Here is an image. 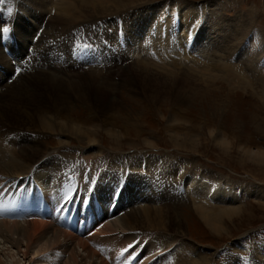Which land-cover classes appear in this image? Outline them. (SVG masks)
I'll return each instance as SVG.
<instances>
[{"label": "rangeland", "instance_id": "rangeland-1", "mask_svg": "<svg viewBox=\"0 0 264 264\" xmlns=\"http://www.w3.org/2000/svg\"><path fill=\"white\" fill-rule=\"evenodd\" d=\"M53 1L55 2L50 5V13L44 16L41 23L37 19L35 20L34 26L23 43L22 41L18 43L19 36H16L15 29L10 32L13 34L12 36L8 33L6 38V34H3V39H0V49L5 60L0 61V95H6L10 91L19 90V98H22V100L19 99L20 106L24 104L23 107L29 110L28 112L31 114L35 112L34 115H31V118H34L37 114L45 115L54 118L53 123L60 124L68 123L67 120L71 119L73 122H78L81 125L85 124L84 126L87 129H92L94 125L98 129L96 135L89 134L93 136L90 137L93 139L90 140L91 143L86 145L76 136L67 133L66 135L65 132L58 130V127L54 125L55 123L53 124L49 120L46 123V125H49V128L46 126V128L41 127V129L36 118L31 120V122L28 120L24 122L22 119L17 118V113L13 115L15 112L12 113V109L7 110L4 115L0 113V144L3 143L6 146L13 144L14 151L12 153L15 155L14 152H20L22 147L28 142L32 147L34 146L39 149V158H41L40 161L32 163L29 167L27 166L26 170L27 168L28 170H25L26 172L22 171L23 174L21 172L14 173L15 171H13L14 177H7L5 173L0 174V203L1 208L5 210L4 212H0V220L13 223L24 222V220L29 221L34 217L40 218L37 200L39 198L38 189L41 188L39 191L44 194L47 201L49 198L53 201L48 209V216L51 217L49 221L53 220L65 232L73 236L71 241H62L55 248H46L43 252L41 251V253L35 255L33 251L40 248L42 242H32L26 248L24 241L21 243L19 240L20 242L16 243L18 239H16L15 234L13 235L14 239L10 238V240L13 239L11 242L3 241V234L5 232L0 230V264H69V262L72 264V260H74V264H92L93 262L95 264L97 262L98 264L97 260L100 258L105 257L107 260L113 261L116 255L115 264H135L128 257V253L124 254L126 255L125 258H128L127 260L125 258L122 259L124 256L122 257L120 253L122 249L128 246L125 245L127 244L125 240L127 238L133 240L132 244L136 245L132 251L140 253L138 259H143V257L147 256L146 262L163 264L162 260L167 258V261H170L172 264L173 259L169 255L171 252H176L174 249L178 245V240L175 239L171 244L166 242L168 243L166 246V244L164 245L162 242L160 244L156 239H153L154 233L148 230L133 229L132 232L125 233L121 228L119 229V227L115 226L117 219L122 215L130 213L132 210L155 205L171 206L172 210L178 211L177 214L183 219L181 227L186 236L193 243L209 250L208 255H210V252L213 254L212 258L215 259V264H225L227 251L230 249L239 257L236 264H256L255 259L253 257L251 259V255L255 254H249V252L255 253V250H253L254 245L260 241H264L263 199L254 200L248 193L247 195L245 192L239 194L237 191L238 196L241 197L238 203L243 205V212L233 222H228V228L220 234L211 231L209 227L205 226L196 217V213L193 210L192 194L189 196V191L182 190L185 187L184 182L182 183L183 188L180 187L181 196L179 192H173L169 189H166V196L161 195V192L153 185L149 187L143 185L135 186L132 183L131 187H129L130 185L123 184V182H125L124 177L128 178V168L133 165V162L137 165V168H141H138L139 170L143 171L149 165L148 160L157 159L158 170L162 171L163 174L171 169L172 163L170 161L175 162L173 166H176V176L179 177L181 175L179 179H183L184 181L201 179V176H204L202 175V171H209L210 174L216 175V177L220 176L228 182L264 188V0H140V2L138 1L135 4H132L131 0H116L115 2L111 0L109 4L111 6L119 5V8L107 16L88 15L75 10L76 17L67 20L65 24L59 22V25L54 26L49 24L51 17H55L60 12L59 9L63 6L62 4L64 2L66 4L68 0ZM71 1L69 0L68 2ZM26 6L25 0H8L7 2L4 0L3 4L0 3V15L2 17V15L12 12L15 8V16L22 17V22L26 23L30 21L31 17L23 13L22 9ZM189 8L198 9L197 16L199 15L202 21L207 17L208 24L209 21L211 23L212 21L215 22L214 20L211 21V19L219 18V23L224 29L221 32L218 29L219 26L214 25L216 29L213 31L215 35L214 40L218 44L224 40V43L222 42V49L216 53V56L213 54L214 51L213 53L209 51L208 55L210 58L212 56L214 60H218L220 54L227 55L233 52V62L231 63L234 67L235 60H237L235 67L236 69L238 68V71L241 68V63H238V60L242 57L243 51L248 49V47L250 48V43H254L256 40L257 52H261L256 58L257 65L256 67L254 65L250 67L246 63V59L241 58L247 64H245L246 66L243 65L244 68L242 67L241 69L247 81L244 78L242 80L238 78L233 82L230 79L232 78L231 73L226 72L227 79H225L224 74L220 72L205 70L218 76L215 82L211 84L209 88L210 92L208 91L207 95L203 96L195 95L189 102L176 104L175 106L170 101L161 99L159 96L161 89H159L157 83H152L154 86L153 92L158 97L150 100L147 97V90H143L140 80L132 76V70L128 69L131 64L135 63V58H130L127 50H125L126 40L129 37L126 35V31L130 29L127 30V24L125 22L122 23V16H126L129 12L135 10L134 14L138 13L139 15L145 10L159 11L161 9L166 12L169 26L174 27L173 25H176L180 19L179 13H185ZM112 9L114 8L112 7ZM118 17H121V19ZM1 21L2 19H0V28L4 26L3 21L2 23ZM13 21L15 22V20ZM231 21H234L238 25L236 26L237 32H230L231 28L229 29L228 25H231ZM225 24L228 25L226 26ZM178 25L171 28L168 33L166 32V34H169V39L171 37L178 38L180 33L186 38V35H183L186 29ZM152 28L156 30V26H152ZM148 34L147 36L150 38L152 33ZM76 37H80V39L77 40ZM147 41L149 42L146 38L144 44ZM173 41L175 42V40ZM5 42L6 46H4ZM83 42L90 43L93 47L88 50L75 48V44ZM169 42L171 44L172 40ZM15 43L19 45L20 51H18ZM116 46L118 47V51L124 54L122 59L120 58V54L115 53ZM188 46L190 45L188 44ZM149 51L154 53V50L148 49L144 51L145 56H140L146 57L150 63L156 65L157 67L155 68L158 71L164 72V69L171 68L166 62H161L157 57H153V53ZM155 59L158 63L155 62ZM223 61L224 59H221L219 61L221 62L220 64H223ZM54 64L59 70H52ZM17 68L20 69L19 74L15 72ZM199 68L197 69L199 70ZM93 69L108 73L106 80L109 84L107 86L111 87L113 98L119 102V107L117 106L116 110L121 115L114 123V128L121 130L122 134H124V137L118 138L119 141L105 133L104 127H102L103 117L97 113L94 106L86 104L83 101L84 99L75 96V89L79 88L80 83H83L85 87L88 85H90V88L92 87L94 83L90 81V70L93 71ZM202 70L200 69L198 73L205 72H202ZM41 73L44 76L50 77L41 76ZM13 76H15V79H12ZM24 78L29 82L30 86L28 88L31 89L28 90L27 86L24 85ZM56 79L62 84L63 90L61 93H66L65 95L68 98V105L60 112L59 117H56L48 110L49 108L51 109L52 105L45 90V86L50 88L54 81L57 83ZM9 89L11 90L9 91ZM78 93L83 94V90H80ZM23 100L26 102H23ZM172 112L176 113V115L175 119L170 121ZM106 113L107 111L104 115ZM126 116L132 117L133 123L126 124L125 118H123ZM170 124L175 126L180 125L182 130L179 132H186L188 130L189 134H192L193 138L198 140V143L196 145L188 144V146L174 144V135L167 128ZM22 137H25V139ZM145 140L153 141L155 147ZM258 151L262 152L261 155H257V157L260 156V160H255L249 156H254L255 152ZM12 153L8 154L10 160H16L18 157L16 155V157L13 156ZM92 156H95L94 159ZM97 156L98 163L96 165ZM100 157L102 160H100ZM114 158L118 162V170L114 171L115 177H112L110 174L107 175L106 170L110 166L107 162ZM134 158H136V161ZM166 159H168L169 163L165 161ZM180 160L183 162H180ZM187 166H189V169L192 167L199 169V173L197 171L195 174L191 173V170L189 171ZM102 175L104 176L102 177ZM85 177L95 179L96 183L91 185L94 189L93 191L88 190L90 185ZM21 178H23L22 182L18 183V181H21ZM207 181L211 183L210 179ZM11 182L14 184H10ZM221 182L220 184H223ZM43 183L45 186H43ZM23 189H27V191L25 192ZM66 189L73 190V201L76 200L77 196L79 197L77 199L78 204L84 202L83 199H86L85 201L88 203L87 215L84 218V228L80 231L75 226L72 227L70 225V227H67L63 222L61 223V221L56 220L55 214L52 211L57 205L62 203ZM127 189L130 190H128L129 193L125 192ZM117 190H119V193L122 192L126 197L119 203H117L118 197H114V192ZM4 196H7V198ZM176 196L181 197V199H177ZM31 197L36 198L33 205H31ZM24 198L26 199L25 206L29 209L28 213L27 211L22 210L21 212V210L17 211L15 209L16 203L20 202L22 205L21 201H24ZM3 201L6 202L3 204ZM110 205H112L113 209L111 211H109ZM117 208L120 209L117 210ZM69 209L72 210L71 208ZM116 210L117 212L115 213ZM59 215L57 214L56 216L59 217ZM64 217L67 219L66 216ZM93 220H95L94 225L91 222ZM102 222L103 224H101ZM104 227L107 229L111 228L113 230L111 234L110 232H103L102 229ZM167 232L172 234L171 238H178L177 235L173 236V232ZM10 233L12 234L13 232H9V236L11 237ZM123 233H125V236ZM106 234L107 236L115 237H111L112 239L109 240V236L107 237ZM120 235H123L125 239H122ZM84 240H87V245L89 244L88 248L93 249V252H95L92 259L85 257L86 251L76 245L77 241ZM99 245L100 248L98 250ZM122 245H124L123 248H121ZM102 249L111 255L103 254ZM73 254L76 255V258L73 257L74 259H71V255ZM81 257H84V259H81ZM122 260L124 262H120ZM145 261H143V264Z\"/></svg>", "mask_w": 264, "mask_h": 264}, {"label": "bare ground", "instance_id": "bare-ground-1", "mask_svg": "<svg viewBox=\"0 0 264 264\" xmlns=\"http://www.w3.org/2000/svg\"><path fill=\"white\" fill-rule=\"evenodd\" d=\"M5 1L7 2L8 0H5ZM21 1H24V0H21ZM25 1H26V5H27L26 7L27 8L23 7L22 10H23V13L25 15L31 16L30 21L23 23L22 17H16L15 12H14L15 8L13 9L12 12H9V13H6L5 15H2V17L0 15V19H2L3 25L5 27H10V23H12L11 24V30L13 31L15 29L16 34H17L16 36H19L18 37V43L20 41H22V43L25 41V38H27L28 34L30 33L31 28L35 24L34 23L35 20L37 19V21L39 23H41L44 16H46L47 13H50L49 12L50 5L53 4V2H55L53 0H25ZM68 1L66 4L64 2L65 5L62 4L63 6L59 9L60 12L57 13L55 17H53V18L51 17V20L49 23L50 25H53V26L59 25L60 24L59 22H61V24L62 23L65 24L67 20H71L73 17H76V14L74 13L75 10H78L82 13H86L88 15L92 14V15L107 16V15L111 14L112 12L117 11V9L119 8V5L111 6L109 4V2H111V0H80V1L72 0L71 2H68ZM112 1L115 2L116 0H112ZM128 1H130V0H128ZM138 1L140 2V0H131L132 4H135ZM13 4L15 5V3H13ZM19 4H20V2H19ZM129 4H130V2H129ZM112 7L114 9H112ZM135 11H131L128 13V15L122 16V18H123L122 23L125 22L127 24V30L130 29L129 31H126V35H128L129 37L127 38L128 40H126L127 42L125 44V47H126L125 50H127V53L129 54L130 58L131 57L135 58V63L131 64L128 67V69L132 70V72H133L132 76H135L138 80H140V82L142 83V88H143V90H147V97L150 100H154L158 97V95L153 92L154 86L152 85V83H157L159 86V89H161V92L159 93L160 98L163 100L170 101V103H172V105L175 106L176 104L179 105L182 103L189 102L190 100H192L193 96H195V95H201V96L207 95L208 91L210 92L209 88H210L211 84H213L218 77V76H216V74H211L212 71L217 72V73L220 72V73L224 74L225 79H227L226 72L231 73L232 78H230V79H231V81L233 80V82L238 78L240 80H242V78H244L245 81H247V78L244 77L245 75H244L243 71L241 72L242 67L244 68V66H246L247 64L250 67L252 65H254L256 67V65H257L256 64L257 63L256 58L259 56V54L261 52H257V49H256L257 48V41L256 40L254 43L253 42L250 43V45H249L250 48L248 47V49L243 51L244 53H243L241 58L246 59L247 64L245 62H243V60H241V58H240V60H238V63H241V66H240L241 68L238 71H237L238 68L236 69V67H235L237 60H235L234 67H233V64L231 63V62H233L232 61L233 60L232 56H234L233 52L231 54H227V55L220 54L218 57V60H216V59L214 60V58H212V56H211V58L209 57V55H208L209 51L212 53L214 51L213 54L216 56V53L222 49V46H223L222 42L224 41L223 40L222 42H220L218 44L214 40L215 35H214L213 31L216 30L214 28V25L219 26L218 29H220L221 32L223 29V27L219 23L220 22L219 18H217V17L211 19V21L214 20L215 22L212 21V23H211L209 21V24H208L207 17H206V19L204 18V20L202 21V20H200L201 19L200 16L199 15L197 16L198 9L194 10L192 8H189L186 10L185 13H182V14L179 13L180 19L178 20L177 24H179L181 27H184L186 29L183 32V33H185L183 35H186L187 39L184 36H182V34L180 33V36L178 38L171 37L170 39L172 40V42H171V44H169L170 43L169 41H171V40L169 39V34H166V32L168 33L171 30V28L176 27L177 24L173 25L174 27H171V25L169 26V20L166 18V12H164L161 9H159V11H157V10H154V11L145 10L144 12L141 11L142 14L138 15V13H136V15H135L134 14ZM131 16H133V17L131 18ZM128 17H130V19H128ZM31 18H33V19L31 20ZM118 18L121 19V17H118ZM13 20H15V22ZM2 21H1V23H2ZM129 21H130V23H129ZM194 23L196 24V26L194 28H192V40H191V42H189V40H188L189 29H190V26H192ZM13 24H14V28L12 29ZM230 24L231 25L227 24L229 29L231 28L230 32L236 31V29H237L236 26H238V25L235 24L234 21H231ZM152 26H156V30H155V28H152ZM110 28H111V26H110ZM150 32L152 33V36H150V38H148L147 35H149L148 33H150ZM241 34H243V33H241ZM12 35L13 34H11V36ZM7 36L8 35L6 34L5 37L7 38ZM146 38L149 40V42L147 41L144 44V40H146ZM107 39H108V37H107ZM173 40H175V42ZM211 42H212V44H211ZM148 43H149V45H148ZM7 44H8V41H7ZM188 44L190 46H188ZM15 45H17L18 51H20L19 45L17 43H15ZM108 45H110V44L108 43ZM230 45H231V43H230ZM4 46H6V42L4 43ZM247 46H248V44H247ZM147 48L154 50V53L152 51H149V52L153 53V55H152L153 57H157L161 62H166L167 65L170 66L171 68L170 69L169 68L164 69V72L163 71L160 72V71H158V69L155 68L157 66L150 63V61H148L146 57H144V58L141 57L140 55L143 56L144 51L148 50ZM125 50H123V51H125ZM115 53L120 54L121 59L124 57V54L121 53L120 51H118V47L115 48ZM4 57H5V55H4ZM8 59H9V57H8ZM221 59H224L223 64H220L222 61L219 62ZM0 61H5L3 56H2V50L1 49H0ZM156 61L157 60L155 59V62ZM156 63H158V62H156ZM198 67H200L199 70L203 69L202 72L205 70H211V72L208 71L210 73L209 74L207 71H205L204 73L200 74V73H198V71H199L197 69ZM52 70L57 71L59 69L54 64L52 66ZM42 74L43 73H41V76H44ZM90 75H91L90 81L92 83H94V84H92V87L90 88L89 87L90 85L85 87L83 83H80L79 88L75 89V96L84 99L83 101L86 102V104L88 103V104L94 106L97 113H99L103 117V119H102V123H103L102 125L103 126L102 127H104L105 133L108 135H111L113 138L118 140V138L120 139V138L124 137V134H122L121 130L114 128V126H115L114 123H115V120L119 118L121 113L116 110L119 102L113 98V95H112L113 91H112L111 87H108L109 85L107 86V84H109L108 81L106 80L108 77L107 76L108 73H106V71H101V70L96 71L93 69V71L90 70ZM45 76H47V75H45ZM44 77H42V78H44ZM47 77H50V76H47ZM253 78H254V76H253ZM39 79H40V77H39ZM21 80H22V78H21ZM40 81H42V80H40ZM56 81H57V83H55V81H54L51 84L50 88L45 86V90L47 91V96L50 98L51 105H52L51 109L49 108L48 110L51 111L56 117H59L60 112L62 110H64L68 105V98L65 95L66 93H61V91L63 90L61 82L60 81L58 82L57 79H56ZM24 82H25L24 85L27 86V88H28L30 86V84L26 78H24ZM244 83H246V82H244ZM129 85H130V83H129ZM42 86H43V83H42ZM13 88H15V87H13ZM29 89H31V88H28V90ZM135 89H136V87H135ZM10 90L11 89H9V91ZM80 90H83V94L78 93ZM18 91L19 90H15L14 92L10 91V93H8L6 95H3V94L0 95V113L2 115H4V113H6L7 110L12 109L11 112L12 113L15 112L13 115H16V113H17V118L20 120L22 119V121H24V122L25 121L27 122V120L31 122V120H33L34 118H36V120L38 119L37 120L38 125L40 124L39 128H41V127L46 128V126L48 127L49 125H46V123H48V120L53 123V121L55 120L54 118H50L48 116L40 115V114L38 115L37 113H36L37 115H35L34 118H31V115H34L35 112H32V114L30 112H28L29 110H26L25 107H23L24 106L23 103H22L23 106H20L19 99L22 100V98H19L20 96H19ZM48 91H49V93H48ZM36 92L38 93V91H36ZM37 93H35V94H37ZM145 96H146V94H145ZM23 99H25V98H23ZM30 99H32V98H30ZM35 100H36V97H35ZM16 101H17V104H16ZM23 102H26V101L23 100ZM106 111H107V113L104 115V113ZM175 115H176V113L172 112L171 117H170V121H173L175 119ZM123 118H125L126 124L133 123L132 117L126 116ZM67 121H68V123H65V124H60V123H55V122H54L55 124L54 123L53 124L58 127V130L65 132V134L67 133V134L76 136L79 140H81V142L85 143L86 145L91 143L90 140H92L93 138H90V137H93V136H90L89 134L96 135L98 128L95 125L93 126L92 129H87L84 126L85 124L81 125L78 122H73V120H71V119H68ZM167 128L169 131H171L173 133L174 144H176L178 146L179 145L188 146V144L196 145L198 143L197 142L198 140L197 139L195 140L193 138L194 136L192 134H189L188 130L186 132H179L180 130H182V127L180 125L175 126L173 124H170ZM22 138L25 139V137H22ZM33 140H34V138H33ZM31 141H32V139H31ZM145 141L147 143H149L151 146L155 145V143L151 140H145ZM19 145L23 146L21 144H19ZM13 149H14L13 144H11V146H9V144L7 146H6V144L4 145L3 143L0 144V174L5 173V175L7 177L8 176L14 177L13 174L16 172H21V173H22V171L26 172L28 170V168L26 170L27 166L29 167L32 165V163H36V162L40 161V159H41V158H39V156H40L39 149H37V147H34V146L32 147V145L28 144V142L22 147L23 151L21 150L20 152H14V154L18 157V158H16V160H14V159L10 160V158L8 156V154H10L14 151ZM261 153L262 152L258 151V152H255L256 156L255 155L254 156L249 155V156L255 160H260V156L257 157V155H261ZM12 155H13V153H12ZM15 155H13V156H15ZM94 157L92 156L93 159H94ZM96 159H97V162L96 161L95 162L97 165L98 156L96 157ZM135 159L136 158H134V160ZM100 160H102L101 157H100ZM156 160L157 159L148 160L149 165H147V167L143 171L139 170L138 168H140V167L137 168L136 167L137 165L133 162V165H131L128 168V176H127L128 178L124 177L125 182H123V184H128V185H130L129 187H131L132 183H134L135 186H142L143 185V186L149 187L150 185H153L159 192H161V195L163 194L164 196H166L167 195V194L165 195V193H167L166 189H169L173 192L176 191V192L180 193L181 192L180 187L183 188L182 183L184 182L183 184L185 187L182 190L183 191L186 190L187 192L189 191L190 192L189 196H191V194H192L191 197L193 199V206H194L193 210L196 213V217L201 222H203V224L205 226L209 227V229L213 232H217V233L221 234L222 232H224L228 228V222H233L237 217H239V214L243 212V205L238 203L239 199H241V197L238 196L237 191L239 192V194H241L242 192H245L247 195V193H248V195H250L251 198H253L254 200L255 199L256 200H259V199L264 200V188L261 186H254L255 187L254 188V187H249V186H243L241 184H237V183H233V182H228L226 180H223L220 176L216 177V175L210 174L209 171H207V172L202 171V175H204V176H201L202 177L201 179L197 178L195 180L191 179V181L190 180L184 181L183 179L182 180L179 179V178H181L180 177L181 175L179 177L176 176V174H177L176 166H173L174 165L173 163H175V162L170 161L172 163L171 169L167 172H165V170H164L165 173L163 174L162 171L160 172L158 170V166H157L158 161L156 162ZM29 161H31V162L29 163ZM105 161H107V160H105ZM165 161L167 163H169L168 159H166ZM180 162H183V161L180 160ZM257 162H259V161H257ZM99 163H100V161H99ZM101 163H102V161H101ZM117 163L118 162H116L115 158L111 159V161L107 162V164H109L111 166V167L108 166V168L106 170V173H108L107 175L110 174L112 177H115L114 171L118 170V168H117L118 164ZM188 167L189 166H187V168ZM188 170L189 171L191 170L190 172L191 173L193 172L194 174L196 171L197 172L199 171V169L194 168V167H192L190 169L188 168ZM13 171H15V172L13 173ZM183 172H185V171H183ZM178 175H179V173H178ZM103 176L104 175H102V177ZM205 178H207V179H205ZM208 179H210L211 183H208V181H207ZM18 180H19V178H18ZM116 180H118V179L116 178ZM13 182H15V181H13ZM13 182H11L10 184H14ZM19 182H22V180L18 181V183ZM220 182L223 184H220ZM43 186H45L44 183H43ZM39 190H41V188L38 189L39 198L37 200L38 203L41 201V205H42V206H40L38 204V206H37V208L39 209L38 214H39L40 218L34 217L29 221L24 220V222L20 221V222H13V223L12 222L7 223L6 221L0 220V230L5 232V234H3V238H4L3 241L11 242V240L14 239L13 235L15 234L16 239H18V241L15 240L16 243H19L20 241L22 243L24 241L26 248H28L32 242H36V243L42 242V245L40 246V248L33 251V252H35V255L41 253V251L43 252L44 250H46V248H55L56 245H58V244L60 245V243L62 241L68 242L69 240L71 241V239H73V236L71 234H68L67 232H65L57 223H55L53 220L49 221V219L51 217L48 216V213H49L48 209H49V206L52 204L53 201L50 198L47 201V198ZM128 190L129 189H127L125 192H128ZM180 196H181V193H180ZM117 197H115L118 199L117 203L121 202L123 198H126L122 192L119 193V195ZM5 198H7V196ZM162 198H164V197H162ZM178 198L181 199V197H177V199ZM182 198H184V197H182ZM35 199H36L35 197H31V205H33L35 203ZM25 200L26 199L24 198V201H21L22 205L20 204V202L18 204L16 203L15 209L17 211L21 210V212H22V210H23V211H27V213H28L29 209H27V207L25 206ZM175 201H176V199H175ZM4 202H6V201H3V204H4ZM102 202H104V200H102ZM40 207H42V208H40ZM170 207L171 206H162V205L157 206V205H155V206H146V207H144L142 209H138V210H132L130 213H128V214L126 213V214L122 215L119 219H117V223H115L116 225L115 224L114 225L119 227V229L121 228L123 231H125V233L126 232L130 233L133 231V229L148 230L150 232H153L154 233L153 239H156L160 244H161V242L164 243V245L166 244V246L168 243H170V244L173 243V241L175 239L178 240V245L174 249V251H176V252H171V254L169 255V257L173 259L172 264H208V263L209 264H215V259L212 258L213 254L210 252V255H208L209 250L193 243L186 236V233L183 231V228L181 227V225L183 224L182 223L183 222L182 217H180V215L177 214L178 211L176 212L175 210H172V208H170ZM1 209H2V211H0V212L5 211L3 208H1V203H0V210ZM119 209L120 208H117V210H119ZM117 210L115 211V213L117 212ZM50 213H51V211H50ZM91 222L93 223V225L95 224V220H93ZM102 231L105 233L110 232V234H111V232L113 230L111 228L107 229L104 227V229H102ZM167 231L173 232V236L177 235L178 238H173V237L171 238L170 236H172V234H169V232H167ZM9 232H13L12 234L10 233L11 237L9 236ZM125 233H123V235ZM153 233H151V234H153ZM176 233H178V234H176ZM123 235H120V236H122V239H125L123 237ZM106 236H107V234H106ZM111 237L112 236H109L108 239L110 240V239L114 238L115 236H113L112 238ZM131 237H132V235H131ZM10 238H13V239L10 240ZM169 238H171V240H169ZM78 239H79V237H78ZM122 239H121V241H122ZM131 239H133V238H131ZM125 240L127 243L125 245L132 244V242H133V240H130L128 238ZM123 242H125V241H123ZM166 242H168V243H166ZM88 243H89V241H88ZM112 243H113V241H112ZM76 245L79 246L80 248H82V250L86 251L85 257H89L92 259L93 256L95 255V252H93V249L91 250L90 248H88L89 244L87 245V240L77 241ZM93 245L96 247V245L94 243H93ZM241 246H242V244H241ZM123 247H124V245H122L121 248H123ZM99 248H100V245L98 246V250H99ZM251 248L253 249V247H251ZM248 250H251V249H248ZM253 250H255V253L249 252V254H255V255H251V259L253 257L255 259L256 264H264V241H260L259 243H256L254 245ZM102 252L105 255L110 254L109 252H107L106 250H103V249H102ZM120 253H121V251H120ZM227 253L228 254H227V257L225 260V264H236V261L238 260L239 257L237 255H235L233 253V251H231V249L228 250ZM103 254H102V256H103ZM71 256H72L71 259L76 258L75 254H73ZM125 256L126 255H124V257L122 256L123 257L122 259H124ZM116 257H117V255H116ZM115 258H113V261H111V260H107L104 257V258H100L97 261H98V264H115V261H116ZM120 258H118V259H120ZM81 259H84V257H81ZM118 259H117V261H118ZM72 261L74 262V260H72ZM162 261H163V264H171L170 261L169 262L167 261V258L165 260H162ZM73 262H72V264H74ZM120 262H124V261L122 260ZM133 263H135V262L133 261ZM69 264H71V263L69 262ZM96 264H97V262H96ZM119 264H121V263H119ZM144 264H151V262L145 261ZM152 264H154V263L152 262Z\"/></svg>", "mask_w": 264, "mask_h": 264}, {"label": "snow or ice", "instance_id": "snow-or-ice-1", "mask_svg": "<svg viewBox=\"0 0 264 264\" xmlns=\"http://www.w3.org/2000/svg\"><path fill=\"white\" fill-rule=\"evenodd\" d=\"M3 2H4V0H0V3H3ZM9 11H11V9H9ZM195 26H196L195 23L192 26H190L189 37H188L189 42H191V40H192V28H194ZM93 27H95V25H93ZM10 32H11V28L10 27H2V28H0V39H3V34H8ZM76 39L79 40L80 37H76ZM92 47H93V45L90 44V43H87V42L75 44V48L76 49H80V50H88V49H91ZM15 71H16V74H19L20 69L17 68ZM12 79H15V76H13ZM9 82H11V81H9ZM22 179L23 178H21V180ZM85 179L88 180V183L90 185L88 190L89 191H93L94 189L91 187V185H94L96 183L95 179L91 178V177H85ZM13 186H15V185H13ZM23 191L26 192L27 189H23ZM72 193H73L72 189H66L65 197L63 199V202L56 209L57 212H64V211L68 210L67 209V205L70 204V203H73V195H72ZM118 195H119V190L114 192V197H116ZM84 203H87V201H84ZM137 243H139V242H137ZM135 247H136L135 244H129L126 248L122 249L121 256H124L125 253H128L131 261H134L135 264H143V261L148 259V257L145 256V257H143V259H138V257L140 256V253L139 252H135V251H130L132 249H135ZM125 259L127 260L128 258L126 257Z\"/></svg>", "mask_w": 264, "mask_h": 264}]
</instances>
